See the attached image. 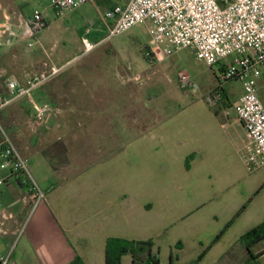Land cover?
<instances>
[{"label": "crops", "instance_id": "crops-1", "mask_svg": "<svg viewBox=\"0 0 264 264\" xmlns=\"http://www.w3.org/2000/svg\"><path fill=\"white\" fill-rule=\"evenodd\" d=\"M30 1L0 0V20L17 24L37 9L46 18L32 49L18 41L0 49V97L8 94V78L27 86L32 77L51 74L33 92L34 101L48 110L44 141L38 132L29 134L33 116L22 123L6 115L7 108L31 106L28 100L11 103L0 119L45 199L34 208L28 185L0 168V257L9 254L8 264H71L76 258L105 264L106 239L115 237L153 239L160 264H223L238 258L241 237L263 223L251 209L240 160L246 147L260 155L234 112L241 95L231 98L221 85L223 98L210 107L205 96L214 85L202 99L186 97L168 115L158 112L151 127L130 139L124 118L129 68L109 58L114 49L107 43L85 53L82 41L103 39L107 27L100 15L127 0H96L63 17H55L50 0L34 6ZM72 33L71 54L66 45ZM72 60L88 65L69 67ZM50 134L57 140L103 139L97 152L105 155L61 178L62 145H46ZM114 137L120 140L116 150ZM122 264H132L131 258L123 257Z\"/></svg>", "mask_w": 264, "mask_h": 264}, {"label": "built area", "instance_id": "built-area-1", "mask_svg": "<svg viewBox=\"0 0 264 264\" xmlns=\"http://www.w3.org/2000/svg\"><path fill=\"white\" fill-rule=\"evenodd\" d=\"M96 0H50L55 17L79 9ZM107 27L106 36L96 43L83 39L84 52H90L107 43L112 37L139 24H148L149 34L157 52L146 50L145 56L155 63L163 56L192 48L198 59L209 67L218 65L220 77L217 87L205 96L210 107L222 100L223 83L239 81L243 95L234 107L264 160V105L255 80L264 75V0H127L100 15ZM111 21V24H109ZM90 23L88 30L92 27ZM46 27L44 13L37 9L16 24L10 18L0 20V49L23 42L32 49L37 37ZM51 74L32 77L27 86L16 80L5 81L7 96L0 97V113L11 103L27 99L33 110L31 128L34 132L48 120L46 107L34 101L32 93L45 84ZM179 86L183 90H197V84L187 73H179ZM0 168L28 185L34 195V208L45 199V192L32 178L27 160L22 156L0 119ZM2 181H0V185ZM8 219L11 215H1ZM25 225L21 229L24 230ZM9 254L0 257V264H8Z\"/></svg>", "mask_w": 264, "mask_h": 264}, {"label": "rangeland", "instance_id": "rangeland-1", "mask_svg": "<svg viewBox=\"0 0 264 264\" xmlns=\"http://www.w3.org/2000/svg\"><path fill=\"white\" fill-rule=\"evenodd\" d=\"M37 2L39 1H30L32 6L37 4ZM148 28V24L136 25L112 37L105 45L107 48L114 49L111 57H109L110 59L112 58L113 62L119 63L124 69L129 68V76L131 79L129 83V97L126 103V105L128 104V111L124 118L127 119L130 126V139L135 138V136L151 127L157 121L158 112L160 116H165L173 112L178 107V102L176 101H180L186 97L189 99L195 97L202 99L206 92L218 84V78L220 77V67L218 65L209 67L204 60L196 57L192 48L178 50L170 56H163L155 63H150L146 59L145 51L151 50L155 53L158 50L152 41ZM73 35V33L70 35V39H68L66 45L67 51L71 54L73 48L76 47L72 39ZM67 65L69 67L80 68L87 66L88 63L80 60H72ZM179 73L189 74L197 83V90L181 89L178 82ZM255 84L259 98L264 105V75L256 79ZM223 85L231 98H237L243 95L241 82L232 81L223 83ZM32 96L34 97L35 94L33 93ZM16 109L8 110L7 108V117L12 118L15 115L22 123H26L27 118L30 117L31 119V116H33L32 107L28 104L22 109ZM125 113L126 110L124 108ZM127 121L124 124H127ZM2 124L4 126L3 122ZM27 126L29 127V124ZM119 126H121V122L114 124L115 129H118ZM29 130V134L32 135V128ZM41 131L42 128L37 131V135L43 140L44 134ZM91 132L93 131L90 129ZM51 136V134L49 137L46 136V145H54L55 143H57L55 146L59 145L58 143L62 145L59 149L64 154V157L58 161V166L61 168V178H67L76 174L79 171L77 167H85L105 155L101 154L104 152L100 154L97 152V149H102L100 148L99 142L103 141V139L96 137H69L57 140ZM119 143L120 140L114 137L112 143L113 149L116 150ZM39 145L42 144L39 143ZM240 160L243 167V177L248 178L246 182H248V189L251 192V198L253 200L251 209L264 222V165L262 163V157L259 154L255 155L253 148L246 147L244 151L240 152ZM151 240L154 244V240ZM249 250L251 251L250 254L248 253ZM249 250L242 246L238 258L234 260L227 259L223 264H264V240L256 245L250 246Z\"/></svg>", "mask_w": 264, "mask_h": 264}, {"label": "trees", "instance_id": "trees-1", "mask_svg": "<svg viewBox=\"0 0 264 264\" xmlns=\"http://www.w3.org/2000/svg\"><path fill=\"white\" fill-rule=\"evenodd\" d=\"M190 159L187 160L188 166ZM264 240V222L256 228L250 230L241 237V242L246 249L256 245ZM152 240L135 241L110 237L105 242V264H122V258L129 256L132 264H160V260L153 253ZM249 254L251 251L249 250ZM251 257V256H250ZM71 264H83L79 258H76Z\"/></svg>", "mask_w": 264, "mask_h": 264}]
</instances>
